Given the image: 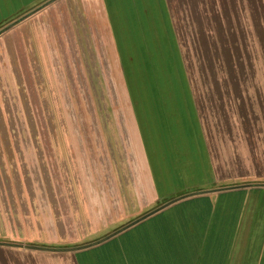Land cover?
Segmentation results:
<instances>
[{"label":"crops","instance_id":"0c3cea01","mask_svg":"<svg viewBox=\"0 0 264 264\" xmlns=\"http://www.w3.org/2000/svg\"><path fill=\"white\" fill-rule=\"evenodd\" d=\"M0 31V264H90L108 255L103 250L118 264H264V179L222 180L191 84L183 103L163 97L141 115L125 77L130 65L163 73L172 62L187 75L171 0H0ZM108 35L131 113L110 130L118 146L110 157L103 138L93 187L90 152L62 145L58 130L27 131L36 140L25 141L24 130L5 128L8 102L1 98L54 72V43L86 52L85 43ZM38 190L45 199L39 215ZM142 217L99 244L72 249ZM45 225L52 240L69 245L39 242Z\"/></svg>","mask_w":264,"mask_h":264},{"label":"rangeland","instance_id":"374dc122","mask_svg":"<svg viewBox=\"0 0 264 264\" xmlns=\"http://www.w3.org/2000/svg\"><path fill=\"white\" fill-rule=\"evenodd\" d=\"M171 6L187 76L222 180L264 179V0H171ZM112 44L110 35L105 41L85 43L86 52L67 42L54 43L60 50L59 57L48 61H53L54 72L38 74L34 88H9L8 96L1 98L8 102L6 129L24 133L39 129L48 133L40 135L50 136L58 130L62 145L77 147L85 155L90 152L93 187L103 169L99 162L103 138L110 157L118 147L117 134L110 130H116L117 117L131 113ZM4 76L10 77L9 87L14 85L16 75ZM115 84L121 89H114ZM23 136L25 141L36 140ZM27 146L34 148V143ZM111 164L107 162V178ZM76 173L79 178L78 167ZM41 198L38 190V215L45 205ZM39 242L69 245L52 240L46 225Z\"/></svg>","mask_w":264,"mask_h":264},{"label":"trees","instance_id":"16d2710c","mask_svg":"<svg viewBox=\"0 0 264 264\" xmlns=\"http://www.w3.org/2000/svg\"><path fill=\"white\" fill-rule=\"evenodd\" d=\"M170 66L171 68L163 73L145 74L137 72V68L131 65L127 67L126 77L139 114L152 113L151 105L158 103L163 97H170L183 103L185 95H190V81L183 68L178 70L173 62ZM102 253H108V255L98 253L90 264H118L110 251L103 250ZM119 264L122 263L119 262Z\"/></svg>","mask_w":264,"mask_h":264},{"label":"water","instance_id":"95a60500","mask_svg":"<svg viewBox=\"0 0 264 264\" xmlns=\"http://www.w3.org/2000/svg\"><path fill=\"white\" fill-rule=\"evenodd\" d=\"M262 184H264V183H262ZM178 199H179V198H178ZM178 199H174V200H172L171 202H169V203H167V204H170V203H172V202H174V201H176V200H178ZM164 206H165V205H164ZM144 218H145V217H142V218L138 219L137 221H134L133 223H131V224H129V225H127V226H125V227H123V228H121V229L115 231L114 233L108 235L107 237H105V238H103V239H101V240H99V241H96V242H93V243H90V244H87V245H84V246H81V247H75V248H72V249H78V248L90 247V246H94V245H96V244H99V243H101V242H103V241H105V240H107V239H109V238L115 236L116 234H118V233L124 231L125 229H127V228L130 227L131 225H133V224L139 222L140 220H142V219H144ZM39 248L49 249V250H54V249H55V250H67V249H56V248H48V247H46V248H45V247H39Z\"/></svg>","mask_w":264,"mask_h":264}]
</instances>
